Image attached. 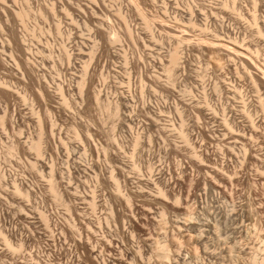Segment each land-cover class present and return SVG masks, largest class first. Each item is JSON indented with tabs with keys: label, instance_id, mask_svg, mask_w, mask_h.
I'll use <instances>...</instances> for the list:
<instances>
[{
	"label": "rangeland",
	"instance_id": "374dc122",
	"mask_svg": "<svg viewBox=\"0 0 264 264\" xmlns=\"http://www.w3.org/2000/svg\"><path fill=\"white\" fill-rule=\"evenodd\" d=\"M7 1L11 10L0 8V264H249L253 253L260 261L264 75L252 76L264 72V0ZM178 38L185 41L170 76ZM87 63L90 82L81 92ZM244 98L254 126L241 112ZM222 153L234 180L224 186L231 195L214 200L204 176ZM196 195L204 197L198 207ZM231 202L233 223L249 224L253 235L241 238L248 245L236 258L207 225L218 212L222 239V210ZM190 211L200 212L199 224L188 223ZM158 245L169 247L168 259Z\"/></svg>",
	"mask_w": 264,
	"mask_h": 264
},
{
	"label": "bare ground",
	"instance_id": "6f19581e",
	"mask_svg": "<svg viewBox=\"0 0 264 264\" xmlns=\"http://www.w3.org/2000/svg\"><path fill=\"white\" fill-rule=\"evenodd\" d=\"M59 1V0H58ZM255 1L256 0H253V2L255 3ZM13 2L14 3H16V2H18L17 0H13ZM56 2V1H55ZM52 2V9H56V3H59V2ZM62 2V1H61ZM230 2V1H229ZM228 0L227 1H224V6H226L228 3ZM235 2V1H234ZM256 4V3H255ZM11 6H12V4L10 5L9 3H8V1L7 0H0V8L1 9H3L4 11H8V10H11ZM58 6V5H57ZM61 6V5H60ZM62 6H63V8H65L66 10H68V9H73V10H81L80 9V7H81V4H73V2H71V3H67V5H65L63 2H62ZM83 10H84V8H83ZM83 10H82V12H83ZM192 10H193V8H189V10L188 11H191L192 12ZM26 12L27 11H25V10H23V9H21V10H19L18 12H17V16L19 17V18H24V16L26 15ZM87 11L85 10V13H86ZM138 12H140V14L149 22V19L147 18V16L141 11V10H139ZM83 14V13H82ZM87 14V13H86ZM85 14V15H86ZM84 14H83V16H85ZM256 15V14H255ZM82 17V16H81ZM89 17V16H88ZM85 18H87V15H86V17ZM83 19H84V17H83ZM86 21H88V19L86 20ZM149 24H150V22H149ZM151 26V24L149 25V28L152 30V28L150 27ZM59 30V29H58ZM260 32V34H261V31H259ZM14 37L17 39V42H20L21 43V38H19L18 37V35H16V33H14ZM184 41H185V39L184 38H178L177 39V43H176V46L174 47V49H173V51H172V53H171V62H170V65L168 66V68L166 69L167 70V72H168V74L170 75V76H172L173 75V73H174V70H175V67H176V65L180 62V58H181V55H180V46H181V44H183L184 43ZM218 46V45H217ZM219 46H221V47H223L224 49H226V50H229V49H231V47H228V45H225V43L224 44H219ZM228 47V48H227ZM220 49V48H219ZM232 50H234L233 48H232ZM235 51V50H234ZM233 51V52H234ZM236 52V51H235ZM230 53H232V52H230ZM235 54V53H234ZM66 55L69 57V52L66 50ZM237 55V54H236ZM238 55H240V54H238ZM240 56H242V55H240ZM242 58V60H243V57H241ZM239 59H240V57H239ZM241 60V61H242ZM247 61H249V60H247ZM23 63H24V65H25V67L27 68V70L26 71H28V73L29 74H32L33 75V70H32V64L30 63V61L29 60H24L23 61ZM20 64V62L17 64V65H19ZM91 63H87V64H85V67H84V76H83V78L81 79V81H80V83H79V85H80V89H81V92H83V89L85 88V86L86 85H88V83L90 82V78H89V68H90V65ZM250 64H251V62H250ZM250 64H247V65H249L250 66ZM253 72H256V71H253ZM264 75V72H262V71H259L258 70V73L256 72V73H253V76H252V78H254L253 80H259L261 77H260V75ZM63 83V82H62ZM258 83V82H257ZM63 87V85H61L60 86V88H62ZM4 94H5V96H6V92H4ZM94 99L96 100V101H99V96L97 95V93H94ZM243 100V99H242ZM245 100H246V98H244V100H243V106H242V113L244 114V115H246L248 118H250V123H251V126H254L255 125V123H254V121L251 119V113H250V110H249V106H248V101H246L245 102ZM105 107L106 108H109V103L108 104H106L105 105ZM227 108H229L228 106H225V107H223V110H224V112L227 110ZM200 109V108H199ZM119 110H120V105H119V103L118 104H116L115 105V107H114V111H113V113H114V115H119ZM264 112V111H263ZM226 113V112H225ZM224 113V121H225V123H227V124H229L228 122H229V117L226 119L225 118V116L227 115V113L225 114ZM202 114V110H199L198 111V115L200 116ZM240 135V134H239ZM183 136L185 137V138H187V134H185L184 132H183ZM137 143H138V137L137 138H135V141H134V145H137ZM33 147L37 150V152H39L40 154H41V151H42V147H41V143L40 142H38L37 144H35V145H33ZM137 147V146H136ZM252 148L253 147V145L252 144H245V146H244V149H245V154L247 155V153H248V149L249 148ZM195 151V156L196 157H201L202 155H203V153L201 152V149H199V150H197V149H195L194 150ZM1 155V154H0ZM216 155H218V154H216ZM221 159V163H215L216 165L214 166H210L209 168H208V170H206L205 172H206V175L204 176V182H206V184H208L209 186H210V188L212 189V193H211V197L215 200L217 197H219V194L222 196H224V195H228V194H230L231 195V192L230 193H228V190H226V188L224 187L225 186V184H231V183H233V180H234V178H232V177H230V176H228L227 174H226V170H225V166L227 165V161H228V157H226V155H224L223 153H222V156L220 157ZM213 160H215V157H214V159ZM202 159L200 158L199 159V162L198 163H200L198 166H200L201 164H202ZM214 164V163H213ZM4 177V174L2 173V171H1V168H0V179H2ZM197 181V182H196ZM193 182L194 183H198V179L195 177L194 179H193ZM221 184H224V185H221ZM56 187H57V185H55ZM54 185H53V187H55ZM233 189V188H232ZM19 191V190H18ZM53 192H55V191H53ZM77 192V195H79V193H78V191H76ZM91 193L94 195V191H91ZM82 194V193H81ZM80 194V196H82ZM28 193H26V196L28 197ZM58 195V194H57ZM61 197V196H60ZM202 198H203V200H204V197L203 196H201V195H196V197H195V201H194V204H195V207H198L201 203H203L204 201L202 200ZM220 198V197H219ZM219 198H218V200H219ZM75 200V199H74ZM74 200L72 199V200H70L71 201V203H69L68 204V210H69V213H70V222L68 223V225H69V227L67 226V229H68V231H70L71 232V230H70V228H73V227H75V217L73 216V208H74V204H75V202H74ZM232 200V202H234L233 201V199H231ZM206 201V200H205ZM231 202V203H232ZM251 203H252V201L251 200H249L248 202H246V204H245V206H247V207H249L250 209H251ZM91 205L94 207L95 206V200H94V198L92 199V202H91ZM232 205V207H231V209L229 210L228 208H227V210H222V212L224 211V237L221 239L220 238V236L222 235L221 233H220V220H219V218H218V215H219V213L218 212H213L212 214H211V216H209V218L207 219L208 220V223L209 224H207V225H209V227H210V230H212V234L214 235V237L217 239V240H221L222 242H223V244L225 245V247H227L228 248V250L227 251H229L228 253L229 254H227V256L229 255V257L230 258H236L238 255H237V252H241V251H243L246 247H247V245H248V243H242L243 242V239H241L242 237L243 238H245L244 240H248V239H250V238H252L253 237V235L251 234V230H250V227H249V224H244V222L242 221L240 224H235V223H233V218L234 217H232L233 216V214L237 211L236 209H235V204L234 203H232L231 204ZM205 206V205H204ZM215 208V207H214ZM224 208V207H223ZM220 211V210H219ZM240 211V210H239ZM221 212V211H220ZM190 213V214H189ZM188 214L190 215V219H188L187 221H188V223H196V224H199V222L201 221V219H200V212L198 213H192L191 214V211L189 212ZM251 213V210L250 211H248V213H247V215H249ZM203 214V213H202ZM237 214H238V212H237ZM42 215H43V218L47 221L48 220V218H47V216H45V214L44 213H42ZM239 215V214H238ZM237 215V216H238ZM264 215V214H263ZM262 215V216H263ZM234 216H235V214H234ZM250 216H252V213L250 214ZM220 217V216H219ZM221 219V218H220ZM101 225V224H100ZM259 225H260V228L264 231V229H263V223H262V220H260V223H259ZM208 227V226H207ZM236 234H239V236H237ZM222 237V236H221ZM213 238V237H212ZM213 240L214 239H212V242H213ZM6 241H7V238H6ZM71 241V240H70ZM220 243V242H219ZM7 244H8V246L10 247V249L12 250V251H14V252H18V251H21V247H22V245L21 244H19L18 246H13L12 245V243L11 242H7ZM216 244V243H215ZM223 244H221L222 246H223ZM218 245V244H217ZM220 245V246H221ZM221 246V247H222ZM138 247H140V246H138ZM215 247V246H214ZM92 248V247H91ZM93 249V248H92ZM260 249H262V255H263V258H260L261 260L259 261V257H257L256 255H254V253L252 254V256H251V259L249 260V264H264V246L262 247V248H260ZM139 252H140V250H138ZM222 251V250H221ZM71 252V251H70ZM137 252V251H136ZM93 253V252H92ZM156 253L161 257V258H166V259H168L169 257H170V249H169V247H167V245H163V246H161V247H159V245L157 246V251H156ZM71 255V254H70ZM77 255V254H76ZM212 256L213 255H211V258H212ZM71 257V256H70ZM79 257H80V254H79ZM207 259V258H206ZM201 260V259H200ZM212 260H213V258H212ZM212 260H208L209 261V263H210V261H211V263H212ZM200 262V261H199ZM198 262V263H199ZM213 263H215V261L213 262ZM212 263V264H213ZM71 264V263H70Z\"/></svg>",
	"mask_w": 264,
	"mask_h": 264
}]
</instances>
